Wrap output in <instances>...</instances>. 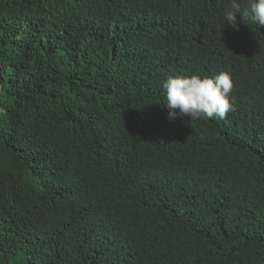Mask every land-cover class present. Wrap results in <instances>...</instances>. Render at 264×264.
Masks as SVG:
<instances>
[{
    "label": "trees",
    "instance_id": "16d2710c",
    "mask_svg": "<svg viewBox=\"0 0 264 264\" xmlns=\"http://www.w3.org/2000/svg\"><path fill=\"white\" fill-rule=\"evenodd\" d=\"M228 6L0 0V264H264V28ZM220 72L225 118H168Z\"/></svg>",
    "mask_w": 264,
    "mask_h": 264
},
{
    "label": "clouds",
    "instance_id": "9594fccd",
    "mask_svg": "<svg viewBox=\"0 0 264 264\" xmlns=\"http://www.w3.org/2000/svg\"><path fill=\"white\" fill-rule=\"evenodd\" d=\"M238 14L243 21L250 20L264 28V0H229L222 25L227 21L235 26ZM161 86L169 119H223L232 110L229 95L233 84L228 73L220 72L212 77L169 75L161 81Z\"/></svg>",
    "mask_w": 264,
    "mask_h": 264
}]
</instances>
